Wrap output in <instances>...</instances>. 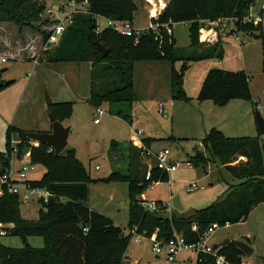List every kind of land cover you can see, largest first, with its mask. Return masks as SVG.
<instances>
[{
  "label": "rangeland",
  "instance_id": "rangeland-1",
  "mask_svg": "<svg viewBox=\"0 0 264 264\" xmlns=\"http://www.w3.org/2000/svg\"><path fill=\"white\" fill-rule=\"evenodd\" d=\"M14 1L17 3V16L28 11H32L33 16L27 20L30 22L28 25L0 21V56L7 58L5 62H0V69L6 68L0 72V80H11L0 87V151L4 150L5 133L9 126L25 131L51 129L49 114L53 104L71 101L72 111L61 122L70 127L66 146L74 149L89 178L85 204L90 210L104 214L122 226L125 233L130 227L127 225L131 204L128 183L110 175L112 172L121 175L132 173L133 177L137 175L141 179L145 177L148 166L154 163L153 157L143 158L138 154L137 148L132 145L135 139L148 140L149 145L145 147L151 151L168 148L173 160L192 161L191 167L181 166L169 172V181L150 183L142 191L147 202L157 199L165 202L162 216L176 217L188 209L207 206L226 196L232 186L241 182L242 179L232 176L205 145V135L212 127L226 136L253 138L261 152L264 172V134L259 135L255 123L256 110L264 119V51L259 38L237 31L231 20L224 21L225 29L222 31L209 21H202L200 32L205 34V41L201 42L200 49H195L190 46L188 23L173 22L171 31L179 58L173 62L168 59L135 60L132 66L133 91L123 93L120 101L95 106L88 100L89 61L43 60V50L53 47V44H47L42 34L49 28L46 9L50 4L54 5V0ZM133 1V27L144 31L151 24L149 0ZM262 1H251L248 13L258 14ZM261 15L263 21L259 26L264 33V11ZM95 19L97 30L105 27L104 16L96 15ZM211 37L215 39L210 41ZM213 44L216 45L210 48ZM200 50L209 55L191 60L184 67L182 58L199 54ZM210 68L244 70L249 77L250 99L234 100L222 106L211 100H197L195 97ZM172 71L181 75V91L188 96L187 99L173 98ZM45 91L52 99L50 105L45 102ZM158 102L162 103V109ZM234 103L244 106H234ZM96 107L102 108L104 114L96 115ZM122 114H131V120L122 117ZM94 118H98L99 122L94 123ZM136 129L142 133L136 135ZM15 139L16 135H12L9 154L11 171L25 163H32L27 148L22 150L21 157H17ZM33 142L32 146L39 145ZM231 160L232 164L244 161L239 155ZM32 164L34 169L27 173V177L37 181L45 168L40 163ZM1 170L0 163V173ZM192 181L199 188L189 192L186 186ZM138 198L141 199L140 195ZM138 202L141 204V200L137 199ZM40 208L36 197L24 203L19 201L20 214L24 219L36 220ZM231 240L246 242L253 249L251 255L242 256V264H264V202L255 205L244 221L220 224L209 242L218 245ZM0 244L8 248H22L25 244L41 247L43 238L30 235L23 241L20 236L8 233L0 236ZM186 254L182 252L181 258ZM122 264L166 263L163 255H155L148 239L135 241L130 238Z\"/></svg>",
  "mask_w": 264,
  "mask_h": 264
},
{
  "label": "trees",
  "instance_id": "trees-1",
  "mask_svg": "<svg viewBox=\"0 0 264 264\" xmlns=\"http://www.w3.org/2000/svg\"><path fill=\"white\" fill-rule=\"evenodd\" d=\"M251 1L168 0L166 8L158 18H150L156 28L148 27L141 31L135 41L134 36H124L107 27L97 30L98 24L95 19L96 15H101L132 22L135 9L133 0H88V12L75 15L58 42L52 45L51 49L43 50V60L89 61L91 72L88 100L95 106L103 102L109 105L113 101L122 100L123 93L133 91L132 66L135 60L168 59L173 62L179 58L171 31L173 22H187L190 46L200 49V22L233 18L235 29L259 38L264 51V33L260 31L259 26L261 22L253 24L243 21ZM16 11L17 3L14 0H0V21L28 25L30 22L27 20L32 18L33 12L28 11L17 16ZM48 31L49 29L43 31L44 39L47 38ZM96 43L106 47L108 53L102 55ZM198 52L197 56L181 57L184 59L183 66L187 67L189 61L209 55L202 50ZM170 83L173 98H188L181 91L180 74L172 71ZM195 98L200 101L211 100L219 106L233 99H250L249 77L244 70L210 68ZM72 104L71 101L54 103L51 113L61 121L70 115ZM122 117L131 120V114H122ZM26 132L15 126L7 128L4 150L0 151L1 171L9 168L12 135H16L17 157H21L22 150L27 148L30 161L40 163L45 168L39 180H29V183L32 187L45 188L51 195L46 202L39 200L41 208L38 218L27 220L20 214L18 195L5 193L0 196V222L11 223L9 233L20 236L23 241L30 235L42 237L43 245L31 247L25 244L22 248H8L0 244V264H122L130 235L106 215L90 210L86 206L89 178L74 149L66 146L56 155L54 151H48L49 147L46 144L32 146V140L26 136ZM143 141L149 144L148 140ZM146 143L143 145H148ZM204 143L232 176L242 179L241 182L232 186L223 198L195 209L193 217L182 220L178 215L162 216L161 213L166 207L161 200H155L157 209L150 210L141 205L145 201L138 198L148 184L167 181V172L155 165L150 168L148 177L143 176L141 179L137 175L133 177L132 173L121 175L112 172L111 178L122 179L128 183L131 198L128 226L136 225L139 231L146 230L148 234L158 228V237L162 238L171 235L175 230L182 233L187 241H195L200 231L211 222L225 225L244 221L255 205L264 202L263 161L258 143H255L253 138L226 136L221 130L212 127L206 133ZM133 146L141 156L142 148ZM235 155L245 160L232 164L231 158ZM197 156L196 154L195 157ZM137 199L141 200V204L136 203ZM193 222L197 223L198 232L191 231L190 225ZM85 227L87 230L83 231ZM220 252L231 264L242 263L244 253L234 241L221 244ZM195 264H212V258L204 255Z\"/></svg>",
  "mask_w": 264,
  "mask_h": 264
},
{
  "label": "built area",
  "instance_id": "built-area-1",
  "mask_svg": "<svg viewBox=\"0 0 264 264\" xmlns=\"http://www.w3.org/2000/svg\"><path fill=\"white\" fill-rule=\"evenodd\" d=\"M167 2L168 0H149L150 18H158L166 8ZM252 3H250L249 10L251 9ZM262 11H264V0L260 4V12L254 15L248 13L243 18V21L251 22L253 24L262 22ZM87 12L88 0H54V5L52 6V4H50L46 9V18L49 21V33L46 38L47 44H56L65 31L66 26L72 22L75 15ZM225 20L233 21V18H218L209 22L217 26L220 30H223L225 28ZM105 27L124 36H134L135 41H137L138 36L141 33V30L134 28L132 22L128 20H118L105 17ZM150 27L155 29L156 25L151 23ZM6 60L7 58L0 56V62H5ZM158 106L162 109L161 102H158ZM95 114L100 116L104 114V110L100 107H96ZM93 121L94 123H97L99 119L94 118ZM141 133L142 131L140 129H136V135H140ZM132 143L135 146L142 148L141 156L143 158H154V163L148 166L149 169L155 165L162 171L169 173L181 166H192L190 160L179 161L171 159L169 156L170 150L166 147L151 151L138 139L133 140ZM48 151L53 150L49 147ZM33 169L34 164L25 163L15 171H11V168H8L0 173V196L5 193H16L19 201L23 203L27 202L32 197H36L38 200L41 199L46 202L51 194L45 188L32 187L29 183L27 173ZM148 175L149 171L147 177ZM197 188H199V185L195 181L190 182L186 186V190L189 192ZM143 205L150 210L157 209L155 201H145L143 202ZM219 226L220 225L217 222H211L207 227L200 231L198 238L195 241H187L182 233L175 230L172 231L171 235H167L166 238L158 237V228H155L151 234H148L146 230L139 231L136 225L128 228L127 233L130 235V238H133L135 241L148 239L155 255H163L166 264H195L197 261H200L201 257L204 255L212 258V264H231L226 256L220 252L221 244L216 245L210 244L209 242L213 232ZM10 228V224L0 222V236L8 234ZM190 229L192 232L199 231V227L195 222L191 223ZM86 230L87 227L83 228V231ZM182 252H187V254L181 258Z\"/></svg>",
  "mask_w": 264,
  "mask_h": 264
},
{
  "label": "water",
  "instance_id": "water-1",
  "mask_svg": "<svg viewBox=\"0 0 264 264\" xmlns=\"http://www.w3.org/2000/svg\"><path fill=\"white\" fill-rule=\"evenodd\" d=\"M98 50L102 55H106L108 53V49L104 47L100 43H96ZM6 68L0 69V72L4 71ZM11 80L1 81L0 87L4 84L10 83ZM44 98L46 104L50 105L52 103V99L50 95L45 91ZM51 121V129L49 131H27L26 136L34 142L46 144L50 147L54 153L59 154L67 145V137L69 134L70 127L62 124L61 121L56 119L52 113L49 114ZM255 123L258 129L259 135L264 134V119L260 115V113L255 111ZM195 209H188L183 213L178 215L179 219L188 220L195 215ZM235 245L244 253V255H251L253 249L250 245L243 241H234Z\"/></svg>",
  "mask_w": 264,
  "mask_h": 264
},
{
  "label": "crops",
  "instance_id": "crops-1",
  "mask_svg": "<svg viewBox=\"0 0 264 264\" xmlns=\"http://www.w3.org/2000/svg\"><path fill=\"white\" fill-rule=\"evenodd\" d=\"M225 29V28H224ZM223 29V30H224ZM219 31H222V30H220L219 29ZM206 32H208V30L206 31ZM218 33V32H217ZM205 35V34H204ZM204 35L203 34H201V32H200V42H203V41H205V39H204ZM212 38V37H211ZM213 39H215V38H212V39H210V41L212 40L213 41ZM234 100H239V99H233V100H230V101H228L226 104H231V102H235ZM241 100H243V99H241ZM205 101V100H204ZM200 104H202V103H200ZM238 105H241V103H234V106H238ZM241 106H244V105H241ZM99 122V121H98ZM97 122V123H98ZM47 129V128H46ZM50 129L48 128L47 130H45V131H49ZM146 140V139H145ZM149 142V141H148ZM148 144V143H147ZM149 145V144H148ZM243 160H245L244 158H243ZM150 169L148 168V170H147V172H146V177H147V174H148V171H149ZM167 181H169V179L167 180ZM158 182H160V181H158ZM158 182H155L154 184H157ZM140 195V197H141V199L142 200H146V199H144L145 198V195L143 194V192L142 193H140L139 194ZM157 200H161V199H157ZM151 201H155V200H151ZM161 202H162V204L163 205H165V202H163L162 200H161Z\"/></svg>",
  "mask_w": 264,
  "mask_h": 264
}]
</instances>
